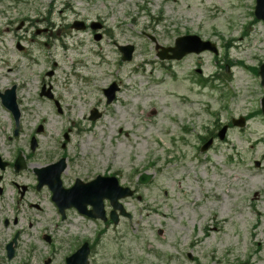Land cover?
Returning a JSON list of instances; mask_svg holds the SVG:
<instances>
[{"label": "rangeland", "instance_id": "1", "mask_svg": "<svg viewBox=\"0 0 264 264\" xmlns=\"http://www.w3.org/2000/svg\"><path fill=\"white\" fill-rule=\"evenodd\" d=\"M254 2L0 0V93L16 86L21 111L14 137L0 103V156L13 163L18 151L28 155L30 137L38 142L26 170L4 174L0 264H64L82 242L93 247L89 264H264V118L229 129L200 152L202 136L252 114L264 95L253 73L264 64ZM74 21H101L107 33L95 41L96 32L75 31ZM186 34L214 43L218 55L160 62L149 37L172 47ZM115 44L134 46L129 63ZM199 74L216 81L203 88ZM113 82L119 91L106 105L102 90ZM43 86L52 100L39 96ZM92 110L100 112L97 121L89 120ZM64 133L69 142L61 150ZM61 156L64 187L114 174L133 190L120 201L130 219L112 225L68 210L62 220L48 189L34 191L32 172ZM144 173L152 174L146 186L137 182ZM14 184L30 191L19 199ZM104 209L108 215V202ZM15 233L9 260L5 245Z\"/></svg>", "mask_w": 264, "mask_h": 264}, {"label": "water", "instance_id": "2", "mask_svg": "<svg viewBox=\"0 0 264 264\" xmlns=\"http://www.w3.org/2000/svg\"><path fill=\"white\" fill-rule=\"evenodd\" d=\"M256 8L254 11V15L258 20H262L264 22V0H256L255 4ZM75 29H82L84 25L75 24L73 25ZM100 26L97 24H93L92 29H99ZM100 37L97 36L96 39ZM119 50L123 54V60L129 61L131 58V53L133 51V47H119ZM211 50L214 53L215 47L210 43H203L197 37L186 36L184 38H179L175 41L174 49H163L161 53L158 54L161 60L164 58L167 59H181L189 53L198 54L199 52ZM170 52L171 56H166V53ZM260 75L262 76L261 85L264 86V66L260 69ZM13 88L10 91H6L4 96H1L2 103L12 111L14 114L15 120L18 122V109H16L15 105V97H14ZM116 91L115 85H112L107 91H105V95L107 97V104L113 99L114 92ZM43 94V93H42ZM263 111H264V100H263ZM92 119H97L98 114L93 112L91 114ZM234 125L242 126L239 121H236ZM226 127H224L219 132L220 140H223L225 137ZM15 134L17 135V129L15 130ZM212 141H209L203 146V150L207 149ZM32 148H35V143L32 141ZM61 170L64 168L60 163ZM258 166V164H256ZM36 176L38 177L39 185H47L52 192L53 202L56 203L58 209L61 213H63L64 209L68 207H75L81 213L86 214L92 218H98L100 220H104V209H102V201L104 199H108L112 208L121 210L118 200L123 199L124 197L130 196V192L128 189H121L117 183L115 177L111 178H97L95 181L88 183V185H81L79 182L76 183L74 188L71 190L64 191L62 187H60V181L57 171H55V167L44 168L42 170L35 171ZM151 178V176L144 175L140 178V182L146 183ZM91 206L92 210L87 212L85 209L86 206ZM110 219L117 223L116 216L114 212L110 215ZM15 243V240L12 241ZM7 246L8 258L10 259L13 255V249L11 244ZM87 250L86 246L80 249V251L70 258L67 264H86Z\"/></svg>", "mask_w": 264, "mask_h": 264}, {"label": "flooded vegetation", "instance_id": "3", "mask_svg": "<svg viewBox=\"0 0 264 264\" xmlns=\"http://www.w3.org/2000/svg\"><path fill=\"white\" fill-rule=\"evenodd\" d=\"M250 117H245V120L247 121L248 119H249ZM11 119H12V116H11ZM13 122H14V120H13ZM12 132H13V130H12ZM35 152L36 151H30V148H29V153H28V155H26V156H24V158H25V166H26V168L24 169V170H26L27 169V163L29 162V159L30 158H33V156L35 155ZM22 155V153H21V151H18V153H17V157L15 158V160H14V162L13 163H11V162H9V161H6L4 158H3V156H0V191H1V193H0V196H3V194L5 193V186L3 185V184H5V181H4V174L9 170V169H12L13 170V173L15 174V175H17V174H19V172L17 171L18 169H19V166H18V157H20ZM60 158H64V156H62V157H60ZM22 172V171H21ZM32 172H33V170H32ZM21 186H24V185H16V184H14V188L16 189V192L18 193V195H19V193H20V187ZM25 187V189H26V191L24 192V194L21 196V195H19V199H21V198H23V196L28 192V191H30V188L28 187V186H24ZM33 189H34V191L35 192H39V191H41V190H38V189H36V186H34L33 187ZM32 207V206H31ZM35 209H37L38 210V206L37 205H34L33 206ZM14 223H16V220H14L13 221ZM5 226H8V224H6L5 223ZM50 239V241L52 240L51 238H49ZM49 264H51V260H49Z\"/></svg>", "mask_w": 264, "mask_h": 264}, {"label": "bare ground", "instance_id": "4", "mask_svg": "<svg viewBox=\"0 0 264 264\" xmlns=\"http://www.w3.org/2000/svg\"><path fill=\"white\" fill-rule=\"evenodd\" d=\"M10 63H11V65H14L15 64V60L11 61ZM76 222H79V221L77 220Z\"/></svg>", "mask_w": 264, "mask_h": 264}]
</instances>
